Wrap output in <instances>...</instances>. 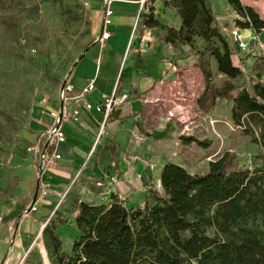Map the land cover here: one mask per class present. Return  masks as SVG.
I'll list each match as a JSON object with an SVG mask.
<instances>
[{"label": "crops", "instance_id": "1", "mask_svg": "<svg viewBox=\"0 0 264 264\" xmlns=\"http://www.w3.org/2000/svg\"><path fill=\"white\" fill-rule=\"evenodd\" d=\"M170 1L112 0L111 23L105 28L102 0L87 1L92 44L81 52V57L74 61L61 83L47 95L46 103L42 102L45 95L36 96L28 128L3 159L9 177L13 179L14 190L1 216L2 246H8L11 241L9 250L17 253L32 248L41 237L44 226L61 214L59 218L64 220L56 223L54 232L61 238L62 248L67 252L79 235L74 221L78 213L76 202L108 204L114 195L128 206H138L144 202L145 187H160V170L168 161L155 164L159 157L157 141L168 132L170 122L169 118L157 113L156 108L162 110V107L151 104L162 92L173 88L170 82L174 78L175 64L183 63L190 51L186 45L173 46L164 42L160 38L161 31L144 25V20L151 14L161 24L178 29L181 20ZM208 1L215 23L222 30L237 18L228 0ZM240 1L264 18V0ZM103 30L109 32V37L101 44L98 39ZM253 33L251 29L240 31L244 40H249ZM196 67L198 84L203 91L204 77ZM91 79L95 89L85 97L86 101L98 104L115 87L119 93H126L128 99L113 109L97 142L101 113L95 108L90 111L83 108L84 100L68 106L69 110L75 105L80 107L78 120L69 119L62 123L66 140L56 147L60 158L43 174V178L51 183L49 194L38 201L36 212L25 216L39 191L41 156L53 152L47 130L54 120L48 111L61 107L57 99L58 89L68 81L78 90ZM172 103L166 106L169 115L176 109L175 104L180 106L174 100ZM33 144L39 145L38 155L27 151V147ZM91 150L92 155L83 165ZM110 176H116L117 180L111 182Z\"/></svg>", "mask_w": 264, "mask_h": 264}, {"label": "trees", "instance_id": "2", "mask_svg": "<svg viewBox=\"0 0 264 264\" xmlns=\"http://www.w3.org/2000/svg\"><path fill=\"white\" fill-rule=\"evenodd\" d=\"M228 2L239 17L235 23L240 29L264 31V18L252 7L240 0ZM170 4L181 20L178 29L161 24L151 14L144 25L157 27L160 38L173 46H192L196 38L218 42L207 50L217 73L226 79L213 88L212 71L203 52H197L196 66L205 81L199 107L208 111L216 98L231 100L232 123L264 151V78L259 74L233 95L237 88L233 80L243 75L242 70L232 62L221 32L225 30L216 25L209 1L171 0ZM91 44L89 40L83 51ZM179 139L183 145L207 147L194 136ZM159 183L160 190L150 187L138 206H128L114 195L108 204L76 202L79 235L67 252L54 232L56 224H46L42 232L51 244L54 264H264V155L262 163L250 170L239 164L233 151H225L200 174L166 162ZM250 220H259V226H250ZM11 245L9 241L7 251Z\"/></svg>", "mask_w": 264, "mask_h": 264}, {"label": "rangeland", "instance_id": "3", "mask_svg": "<svg viewBox=\"0 0 264 264\" xmlns=\"http://www.w3.org/2000/svg\"><path fill=\"white\" fill-rule=\"evenodd\" d=\"M87 1L0 0V224L14 190L3 159L28 128L36 96L50 95L57 88L87 44L90 35ZM221 32L229 43L233 64L243 74L233 80L237 88L231 93L235 95L238 89L256 81L259 74L264 78V57L256 49L235 54L236 46L229 32ZM214 45H218L215 39L204 42L201 38H196L192 46L186 45L190 54L183 63L175 64L170 82L173 88L162 92L151 104L162 107L156 108L157 113L170 122L168 132L157 141V165L168 161L182 165L192 174L205 173L208 162L225 151H233L239 164L250 170L262 163L263 149L232 123L231 100L216 98L208 111L199 107L197 101L202 91L195 66L197 52H203V60L208 62L213 88L222 86L226 79L217 73L214 58L208 53L207 49ZM172 100L180 106L175 104L176 109L169 115L167 107L173 104ZM180 136H194L206 142L207 147L195 143L183 145ZM60 215L52 222L63 221ZM249 225L257 227L259 220H250ZM208 233L212 235L213 230ZM54 260L51 244L43 232L32 248L21 253L7 251V245L0 244L2 264H54Z\"/></svg>", "mask_w": 264, "mask_h": 264}, {"label": "built area", "instance_id": "4", "mask_svg": "<svg viewBox=\"0 0 264 264\" xmlns=\"http://www.w3.org/2000/svg\"><path fill=\"white\" fill-rule=\"evenodd\" d=\"M142 3L145 0H140ZM104 4V17H103V27H107L111 23L112 16V8L111 2L112 0H102ZM237 18H239L237 16ZM229 32V35L236 46L235 54L240 52H253L254 49L258 50L261 55L264 57V31L260 34L253 33L249 40H244L240 34V28L236 25L235 20L232 21V24L224 29ZM109 37V32L106 30L102 31L101 37L98 39V42L103 44V42ZM95 89L94 80H89L83 87L78 90H75L73 84L68 81H64L62 85L59 87L57 92V99L61 103V107L59 110H49V116L54 120V123L47 130L50 138L49 144L53 147L52 153H44L41 156V168L38 172L39 179V191L36 197V200L30 205L28 211L25 213L27 216L30 213H34L37 211V203L39 200L44 199L48 194L51 187V183L43 178V174L45 169L50 167L56 160L60 158V155L56 151V147L58 144L65 142L66 135L62 129V123L68 121L69 119H73L74 121L78 120V116L80 114V107L75 105L71 110L68 109V106L73 105L78 100L83 101V108L86 110H92L95 108L102 115V121L100 124L99 132L96 137V142L98 141L102 130L104 128L105 123L110 118L111 113L115 107L121 106L128 99V95L126 93H119L117 91V87L113 89L111 94L101 100L98 104H92L85 100V97L92 93ZM47 95H45L42 99L43 103L47 102ZM28 152H32L36 155L40 153V148L38 144H33L27 147ZM93 150L88 154L83 165L86 164L89 157L92 155ZM141 177L140 174L137 175ZM111 182H115L117 180L116 176H110ZM149 188V187H148Z\"/></svg>", "mask_w": 264, "mask_h": 264}]
</instances>
